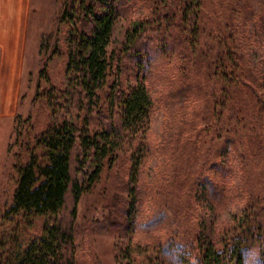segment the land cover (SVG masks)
Masks as SVG:
<instances>
[{"label":"rangeland","instance_id":"374dc122","mask_svg":"<svg viewBox=\"0 0 264 264\" xmlns=\"http://www.w3.org/2000/svg\"><path fill=\"white\" fill-rule=\"evenodd\" d=\"M71 2L0 0L2 209L12 201L14 166L29 156L34 136L51 120H75L90 130L102 126L95 110L89 113L85 108L76 115L66 95L71 26L65 13ZM214 4L218 11L212 12L206 4L205 15L227 26L226 38L231 36L229 43L242 65L238 70L241 84L233 94L241 95L238 102L243 104L237 119L227 126L214 124L216 119H211L223 112L214 101L217 91L212 94L218 83L214 77L203 80L195 69L188 72V80L204 82L206 95L182 102L171 95L182 86V57L165 61L159 56L147 73L127 68L122 81H143L152 101L145 136L149 150L135 173L136 183L131 153L122 147L105 160L98 178L80 196L74 219L79 264H155L160 248L168 245L174 252L190 251L192 263L197 243L217 249L230 233L251 227L247 220L251 216L264 227V125L256 126V112L250 104L254 101L244 94L247 89L264 93V0H214ZM160 5L153 0L129 1L117 15L109 52H120L127 30L135 23L164 13ZM199 39L205 49L212 43L206 36ZM252 130L261 136H254ZM76 176L82 182L83 176ZM253 200L258 202L253 204ZM72 204L68 196L57 218L70 222ZM54 219L36 217L30 226L20 220L5 224V229L26 248ZM262 256L253 254L250 259L262 264Z\"/></svg>","mask_w":264,"mask_h":264},{"label":"trees","instance_id":"16d2710c","mask_svg":"<svg viewBox=\"0 0 264 264\" xmlns=\"http://www.w3.org/2000/svg\"><path fill=\"white\" fill-rule=\"evenodd\" d=\"M129 1L72 0L65 13L71 26L66 63L69 106L77 109L76 115L85 108L89 113L95 110L102 126L90 130L86 123L81 125L75 120H51L34 136L30 152L26 145L29 156L13 168L16 181L12 201L3 209L0 205V264H79L75 257L76 205L82 193L98 178L105 160L118 148L126 147L131 153L133 182H137L135 173L149 150L145 136L152 101L143 81H122L120 76L127 68L137 74L147 73L159 56L165 61L182 57L179 67L183 69L179 78L182 86L172 91V96L182 102L193 95H206L204 82L188 80V72L195 69L203 80L214 77L218 83L212 94L217 91L213 94L214 101L223 112L218 114V119H211H216L214 124L221 122L227 126L241 111L243 104L238 102L241 95L233 94L236 85L241 84L238 70L242 65L229 43L231 36L226 38L227 26L205 15L206 4H210L212 12L218 11L214 0H153L161 4L164 13L158 18L147 17L135 23L127 30L120 52L115 55L108 50L114 23ZM200 35L210 38L212 43L207 44V49L200 44ZM244 94L254 101L250 104L256 112V126L264 125V93L247 89ZM212 114L215 117L214 110ZM252 132L256 137L262 134L256 130ZM193 149L195 151V146ZM77 174L83 176L82 182ZM68 196L73 204L71 221L65 222L57 217L64 212ZM47 215L55 217L53 223L45 225L41 235L33 237L26 248L5 229V224L21 221L30 226L34 218ZM247 220L251 227L230 233L217 249L212 245L199 247L197 243L192 263L188 257L190 251L188 254L174 252L168 245L166 249L160 248L155 264H175V261L181 264H243L242 249L248 247H258L264 261V227L253 216Z\"/></svg>","mask_w":264,"mask_h":264},{"label":"clouds","instance_id":"9594fccd","mask_svg":"<svg viewBox=\"0 0 264 264\" xmlns=\"http://www.w3.org/2000/svg\"><path fill=\"white\" fill-rule=\"evenodd\" d=\"M262 251L259 248L254 247H248L245 249H242V255L244 258V264H255L254 260H251L250 257L255 254L256 256H260Z\"/></svg>","mask_w":264,"mask_h":264}]
</instances>
